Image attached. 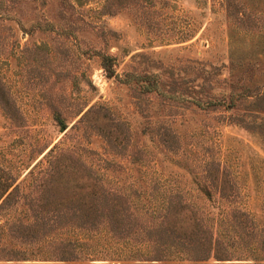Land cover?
<instances>
[{"label": "rangeland", "instance_id": "374dc122", "mask_svg": "<svg viewBox=\"0 0 264 264\" xmlns=\"http://www.w3.org/2000/svg\"><path fill=\"white\" fill-rule=\"evenodd\" d=\"M102 55L111 57L112 75ZM258 91L264 0H0V95L21 116L0 107V168L16 182L28 181L51 145H79L110 188L171 190L202 210L235 208L255 238L264 236ZM81 105L96 109L89 127L69 128L68 115ZM56 111L67 117L62 131ZM219 189L234 197L216 198ZM20 207L1 215L0 225L22 218ZM0 231V254L54 263L34 260L42 249ZM81 240L90 260L57 264H132L143 254L105 231Z\"/></svg>", "mask_w": 264, "mask_h": 264}, {"label": "trees", "instance_id": "16d2710c", "mask_svg": "<svg viewBox=\"0 0 264 264\" xmlns=\"http://www.w3.org/2000/svg\"><path fill=\"white\" fill-rule=\"evenodd\" d=\"M101 59L106 72L112 75L111 57L102 55ZM253 97V103L264 111V91ZM8 105L5 96L0 95L1 110L11 119L20 118L17 112L8 110ZM84 108L79 106L68 118L60 111L54 112L59 130L65 128L63 117L73 120L69 128L78 124L89 127L86 120L96 109ZM86 151L90 150L79 145H51L29 169L26 182H16V176L9 177L0 168V216L8 217L13 205L22 206L19 209L23 213L22 218H7L0 228L5 226L9 236L20 243L36 244L42 249L34 260L52 264L90 260L91 254L81 239L105 231L121 241H132L137 249L143 247V254L132 264H171L173 258L190 260L189 264H264V236L258 234L255 238L253 224L247 223L243 211L218 206L216 211L212 210L214 206L202 210L182 203L171 190L110 188L82 158L81 153ZM215 194L218 199L234 197L232 192L220 189ZM205 196L212 202L210 193ZM241 249L250 252H239ZM9 251L11 254H0L5 257L0 264H27L21 263L26 260L23 253Z\"/></svg>", "mask_w": 264, "mask_h": 264}]
</instances>
